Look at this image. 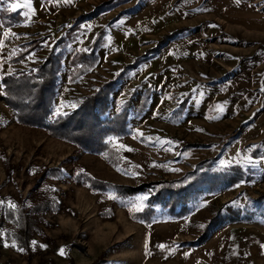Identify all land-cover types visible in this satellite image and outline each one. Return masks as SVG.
<instances>
[{
    "label": "rangeland",
    "instance_id": "rangeland-1",
    "mask_svg": "<svg viewBox=\"0 0 264 264\" xmlns=\"http://www.w3.org/2000/svg\"><path fill=\"white\" fill-rule=\"evenodd\" d=\"M28 2L0 0V264H264V0ZM51 53L48 122L112 81L91 145L9 105L7 81L37 75ZM193 173L173 214L149 192L91 183ZM11 205L33 220L27 244Z\"/></svg>",
    "mask_w": 264,
    "mask_h": 264
},
{
    "label": "trees",
    "instance_id": "trees-1",
    "mask_svg": "<svg viewBox=\"0 0 264 264\" xmlns=\"http://www.w3.org/2000/svg\"><path fill=\"white\" fill-rule=\"evenodd\" d=\"M169 36H164L163 40ZM137 61H135L130 66H134ZM58 64L59 57L51 53L48 60L41 67L40 72L37 75L23 77L18 80H13L12 82L7 81L6 90L10 96L9 105L13 107L15 115L19 121L26 122L30 120L34 124L46 127L54 136L62 138L68 137L69 140L72 138L77 142L90 144V141H92L90 140L92 126L98 120V114L94 110V107L97 103H101V105L105 108L108 99L107 93L112 88L110 84L112 81L110 80L103 84V86L95 93L87 95L83 100L79 110L71 113V115H69L67 118L56 119L53 123H51L48 122L47 119L51 114V100L54 94V79ZM127 67H129V65H127L126 68ZM89 115L90 117L91 115L93 117L86 120V116L89 117ZM70 135L74 137H70ZM204 164H210V161L207 160L204 163H201L200 167H203ZM207 172L208 171H205L203 175L207 174ZM234 173L236 175H240L239 171ZM191 176H184L172 180L164 179L152 182H143L138 186L113 184L107 181L97 180L93 177L91 178V183L102 188H113L116 194L120 196H131L138 192H149L152 202H165L166 205H171L172 208L170 213L173 214L175 210L174 206L179 202H184L189 198L188 195H183V192L185 190H189L190 187H193L198 182V178L201 177V175L197 176V174L194 173ZM212 178H214L213 174ZM237 179L239 178L233 176L231 181L234 182ZM216 183L217 181L212 182L211 185L215 186ZM166 198L167 201H165ZM228 210L235 214L240 212V210L232 209V207H229ZM5 212V219H10V223H12L11 225L13 226L14 231L11 233H14L15 237H18L20 241L26 242L27 244V235L32 228L33 221L28 215L27 210L23 206L18 205L16 207L6 209ZM222 216H224V214ZM216 220L224 221L221 215L216 217ZM209 227L210 225L206 228L209 229ZM4 231H8V228L6 230L4 229Z\"/></svg>",
    "mask_w": 264,
    "mask_h": 264
},
{
    "label": "snow or ice",
    "instance_id": "snow-or-ice-1",
    "mask_svg": "<svg viewBox=\"0 0 264 264\" xmlns=\"http://www.w3.org/2000/svg\"><path fill=\"white\" fill-rule=\"evenodd\" d=\"M237 2H239V0H237ZM19 7H30V3L28 2V0H25V3L23 4V5H21V4H13L12 5V9L13 10H16L17 8H19ZM223 109H222V107L220 108V111H222ZM56 114H60L59 113V109H57V113ZM142 135V134H141ZM142 199H147V197H143ZM12 207H15V205H11ZM140 207H142V205L140 206ZM137 211H139L140 210V208H137L136 209ZM33 244H35V241H33L32 242ZM5 246L7 247L8 245L7 244H5ZM13 246H15L14 244H13ZM41 247H44L43 245L41 246ZM161 247H163V246H161ZM20 251H23V249H20ZM60 254L61 255H63L64 253H63V249H61V252H60Z\"/></svg>",
    "mask_w": 264,
    "mask_h": 264
}]
</instances>
